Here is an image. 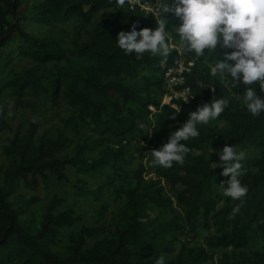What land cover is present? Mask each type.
Masks as SVG:
<instances>
[{
    "label": "trees",
    "instance_id": "obj_1",
    "mask_svg": "<svg viewBox=\"0 0 264 264\" xmlns=\"http://www.w3.org/2000/svg\"><path fill=\"white\" fill-rule=\"evenodd\" d=\"M19 5L20 0H0V97L10 90L16 107L31 110L35 103L29 95L49 98L54 106L64 99L70 113L59 116L62 125L73 132L89 129L93 137L78 142L73 154L61 157L69 142L62 131L55 137L48 131L38 133L34 123L24 133L20 126L12 131L2 149L6 164L0 163V264H155L161 256L165 264H264V243L259 249L251 247L264 240V112L254 117L237 99L236 94L243 96L245 91L242 82L233 89L230 77L222 75L224 83L220 74H211L216 59L232 50L218 45L212 54L206 50L197 57L181 44L167 17L170 54L165 58L145 53L137 59L135 53L125 54L119 48L117 34L130 31L136 22L137 31L155 30L158 17L139 6L129 8L125 2L121 7L116 0L36 1L29 17L39 24L80 19L74 36L64 41L23 30L19 22L26 17L17 13ZM99 11L104 15L82 39V31ZM175 45H182L192 62L184 83L193 94L188 103H162L156 96L166 93L163 73L176 56ZM17 58H28L33 64L16 70ZM213 98H227L228 107L219 118L197 125L198 137L182 141L190 149L184 163L173 162L171 168L154 165L149 152L159 149L190 112ZM4 130L10 126L0 116V132ZM138 136L143 142L137 150L141 161L132 179L115 189L123 203L113 227L83 225L62 245L61 227L72 226L78 216L71 208L55 212L60 203L56 197L35 221L29 208L37 199L18 193L21 183L28 184L29 178L36 183L37 176L48 175L66 180L67 168L73 167L80 174L104 178L95 189L82 191L83 196L98 200L104 187L113 185L132 163L123 146ZM225 144L237 151L259 150L257 157L242 161L245 174L240 179L249 191L237 213L233 209L239 200L228 198L219 205L221 197L212 191L213 178L222 176L223 167L216 168L217 153ZM163 181L176 189L175 199L165 195ZM175 202L183 217L175 212ZM105 212L103 206L100 215ZM161 212L170 215L162 220ZM200 218L206 231L202 243ZM220 248L224 251L216 258L211 249Z\"/></svg>",
    "mask_w": 264,
    "mask_h": 264
},
{
    "label": "clouds",
    "instance_id": "obj_2",
    "mask_svg": "<svg viewBox=\"0 0 264 264\" xmlns=\"http://www.w3.org/2000/svg\"><path fill=\"white\" fill-rule=\"evenodd\" d=\"M125 2L116 0L121 7ZM166 13L179 18V26L173 27L172 31L179 36L185 49L194 52L197 57H203L206 50L212 54L218 45L232 50L224 52L223 59H216L211 74L230 77L229 83L233 89L242 82L246 86L245 91L243 96L236 94L237 99L244 102L247 111L254 117L260 116L264 112V97L258 94L256 85L259 92L264 93V0H164L162 16L156 19L155 30L145 27L137 31L138 22L133 23L130 31L117 34L119 48L125 54L135 53L137 59L145 53L166 58L171 51L168 43L169 22L164 18ZM228 104L227 98H213L190 112L186 122L171 133L166 143L149 152L153 164L163 168H171L173 162L182 165L190 151L182 141L198 137L200 132L197 125H206L219 118ZM217 154L219 163L216 168L222 166L220 175L230 177L218 186L223 189L224 196L241 202L233 209V213H237L249 191L240 179L245 174L242 161L247 153L225 144ZM155 264H165L163 256L158 257Z\"/></svg>",
    "mask_w": 264,
    "mask_h": 264
},
{
    "label": "rangeland",
    "instance_id": "obj_3",
    "mask_svg": "<svg viewBox=\"0 0 264 264\" xmlns=\"http://www.w3.org/2000/svg\"><path fill=\"white\" fill-rule=\"evenodd\" d=\"M38 0H20V5L17 8V13L20 16L26 17V19L19 22L20 27L34 35L49 37V38H60L64 41H68L74 36V30L77 26L81 24L78 17L72 18L67 23H52L50 25H42L30 19V10L32 5ZM171 2V0H169ZM164 0H156V2L150 5V8L157 17L162 16V5ZM150 11V10H148ZM104 15V11H99L92 19V23L85 27L82 31V39L87 38L86 31H89L94 24V22ZM171 16V17H170ZM169 18L172 20V25L174 27L179 26L180 20L177 17L173 18L171 13L164 14V18ZM33 64L28 58H17L14 63V68L16 70H22ZM219 78L226 83L227 80L219 75ZM165 95V94H164ZM164 95H156L161 101H165ZM30 101L35 103L34 109L18 108L14 105V96L10 90H6L0 97V116L6 120L10 126V130H4L0 132V163L6 164L5 156L3 155V146L7 143V138L11 135L12 131L20 126L21 131L24 133L29 128V126L34 123L38 125V133L42 131H48L53 137L57 136L59 131H62L65 136L69 138L67 147L59 153V156L71 155L73 154L75 145L82 141L83 139L93 137V133L86 128L80 129L77 132L71 131L62 125L59 116L67 115L70 113L64 99H60L59 106H54L49 98L42 99L40 96L33 97L28 96ZM143 144L140 137H136L131 140L128 144L124 145L123 148L126 152L131 155L132 163L126 167L125 172L119 174L116 177L113 185H106L103 189V193L100 199H93L92 196H83V189L91 190L98 187L104 178L102 177H89L87 175L80 174L75 171L73 167H68L66 170L67 179L66 180H56L53 176L48 175L46 179L37 176V182H33L29 178V183H21L18 193H21L24 198L35 197L36 203L32 204L29 210L33 213L34 219L38 222L45 211L46 206L54 198L60 199V203L57 205L56 211L59 212L66 209H73L78 220L70 227H61V233L63 235L62 245L67 244L68 235L78 229L81 226H98L105 225L106 227H113L115 220V213L120 209L123 203V197H118V192L115 190L116 187L124 185L132 179L133 171L136 169L137 164L141 161L137 156L138 148ZM240 151V150H239ZM246 158H253L259 155V150L253 147H249L246 150ZM88 155H93L92 153H87ZM145 163V159L142 160ZM230 177L221 176L216 177L212 180V191L215 195L221 197L219 205L226 203L227 199L223 194V189L218 185L221 181H227ZM164 186L165 195L172 199H175L176 189L171 187L166 182H162ZM227 187V183L224 185ZM105 206L106 212L102 216L100 215L101 208ZM175 212L183 217V210L180 206L174 203ZM160 219H166L170 213L161 212ZM197 228L199 233V242L204 241V235L206 231L202 228V219H198ZM264 240L251 244L252 249H259L263 245ZM215 257H219L221 252L224 251L223 248L211 249Z\"/></svg>",
    "mask_w": 264,
    "mask_h": 264
},
{
    "label": "built area",
    "instance_id": "obj_4",
    "mask_svg": "<svg viewBox=\"0 0 264 264\" xmlns=\"http://www.w3.org/2000/svg\"><path fill=\"white\" fill-rule=\"evenodd\" d=\"M129 8L139 6L140 9L145 10L146 12H152L150 8V3L142 2L141 0H126ZM150 10V11H148ZM176 56L173 61L165 67L163 76L166 93L164 97L165 101L162 103H170L171 101L179 100L182 103H188L192 98L193 94L190 91V88L186 86L185 76L190 71L192 62L187 58L184 47L182 45H175ZM189 97V98H188ZM188 98V101L185 102V99ZM172 105L178 109V106L175 102H172ZM150 109H154L152 105H149Z\"/></svg>",
    "mask_w": 264,
    "mask_h": 264
},
{
    "label": "water",
    "instance_id": "obj_5",
    "mask_svg": "<svg viewBox=\"0 0 264 264\" xmlns=\"http://www.w3.org/2000/svg\"><path fill=\"white\" fill-rule=\"evenodd\" d=\"M14 15H15V14H14ZM12 28H13V23H12L11 26L9 27V29H8V31H7L6 34H8V33L12 30Z\"/></svg>",
    "mask_w": 264,
    "mask_h": 264
}]
</instances>
